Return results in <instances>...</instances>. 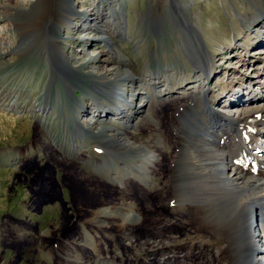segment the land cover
I'll list each match as a JSON object with an SVG mask.
<instances>
[{"label": "rangeland", "instance_id": "rangeland-1", "mask_svg": "<svg viewBox=\"0 0 264 264\" xmlns=\"http://www.w3.org/2000/svg\"><path fill=\"white\" fill-rule=\"evenodd\" d=\"M2 1L15 4L17 0H0V5ZM30 1L24 9L11 6L7 13L0 10V35L5 36V28L11 25L18 36L17 40L5 36L6 42H16L11 47L0 46L4 54L0 86H7L2 77L9 72L2 73V69L13 67L15 73L10 76H23L18 86L28 91L27 78L49 75L51 63L44 36L59 40L67 36L61 22L66 9L73 6L71 0ZM111 1L75 0L77 11L85 5L83 12ZM170 1L175 10L183 5L182 0H115L124 13L126 32L114 39L124 69L136 73L137 80L161 66L169 71L159 74V88L148 93L155 97L150 100L149 118L139 120L131 130L115 117L102 122V126L116 125L115 131L128 133L134 151L117 148L116 159L108 160L106 143L104 147L91 135L82 134L83 141L77 137L74 120L83 118L74 114L70 98L74 91L68 90V82H72L74 94L93 106L90 96L97 99L98 93L115 92L125 70L114 72L106 89L100 79L95 84L96 79L86 73L54 71L59 75L53 100L41 120L36 115L21 117L0 109V264H199L215 260L218 250L229 243L244 249L240 239L247 227L234 208L244 196L243 189L229 188L218 175L204 171L193 159L198 143L179 136L176 129L180 131L187 119L196 126L203 117L209 119L208 113L203 116L204 105L184 109L193 93L205 90L216 112H235L243 105L263 108L262 118H252L248 125L253 129H245L237 143L252 156L264 151V0H196L188 5V13H194L188 15L189 29L173 20ZM133 25L137 36L130 37L127 31ZM191 39L200 46L202 60L192 53ZM99 42L91 44V49L110 55ZM83 44L68 51L65 60L71 68H76L73 63L84 54L80 50ZM74 51L78 54L71 57ZM184 73L191 79L182 81ZM201 83L204 88L193 87ZM158 92L164 96L161 100H156ZM156 147L160 160L148 161ZM180 154L184 155L177 164ZM226 158L221 160L222 166L227 165ZM174 165L184 172L181 186L196 200L183 198L173 205L167 180ZM262 172H257L260 178H264ZM256 189L251 192L261 190ZM178 194L182 196V192ZM208 201L229 207L214 217L217 226L210 224L199 232L203 220L199 212ZM39 205L43 208L36 211ZM260 209L257 204L253 220L257 231ZM217 227L219 230L214 229ZM173 236L176 243H172ZM224 251H220L217 264H230ZM197 253L203 255L202 261Z\"/></svg>", "mask_w": 264, "mask_h": 264}, {"label": "bare ground", "instance_id": "bare-ground-1", "mask_svg": "<svg viewBox=\"0 0 264 264\" xmlns=\"http://www.w3.org/2000/svg\"><path fill=\"white\" fill-rule=\"evenodd\" d=\"M100 1L102 2L103 0ZM27 2L30 4L32 1L17 0L15 4L5 3L2 1L0 10L5 9L7 13L9 12L7 9L10 10L11 6L16 9H24L26 8ZM101 2L98 3L97 9L88 6L89 8L85 12L82 11L84 10L85 5H83V9L81 11H77V13L76 11L74 12L73 7H71L70 10L69 8L66 9L67 13L65 15V19L61 22V25L62 31L65 29L68 31L67 36L62 40L57 38L55 39L50 34L44 36L43 38L48 50L49 63H51L49 75H45V77L37 76L30 80L27 78L26 87L29 88L28 91H25L23 86H18L19 80H21L23 76H20L21 78H18V76V79L10 76L15 73L13 71V67H4L2 69V73L6 70H9V72H6L2 77L5 79L4 83H7V86H0L1 110L7 111L11 114H19L21 117L35 118L37 116L41 120V117L46 115L50 108L51 101L53 100L52 91L55 85V78L57 79V76L59 75L55 74L54 71L57 73L59 71H63V73L71 72L73 74L86 73L96 79L95 84H98L100 79L103 83V88L106 89V87L112 82L110 77L113 76V73H120L125 70L123 67L124 62L122 63L118 61V57H122V53L119 48L115 47L116 45L114 43L115 36H123L126 32L122 22L124 13L122 8H118L115 0L108 4ZM195 2L196 0H190V2L182 0L183 5L181 7L178 6V9L175 10V8L171 7L172 4L170 1L169 4L173 20L182 25V27H190V24L187 23L188 15L190 13H194H188L187 10L188 5H194ZM90 11L91 13L94 11L92 19L89 20L90 17H88L86 21L83 20L82 17H86ZM101 23L106 25L102 26ZM136 29L137 27L133 25L131 30L127 31V34L130 33V37L137 36ZM14 30L15 28H11V25H9L8 28H5V36L17 40L18 36ZM5 36L0 35V46L6 44V46L11 47L16 40L12 39V43L6 42L7 38ZM97 41H100L99 43L101 47H105L110 51V55L108 53H105L104 55L102 51L91 49V44ZM192 41L193 42L189 44L191 48H195L192 53L199 56L200 60H202L200 57L201 53L199 52L201 51V49H199L200 46L198 47V45H196L195 40ZM112 43H114V46ZM76 44H83L82 49L80 50H82L84 54L80 56L78 61L73 63L76 65V68H71L70 63L65 59L69 54L68 51L72 50ZM125 45L126 44L124 43L123 46ZM87 51L91 52L90 57H86L88 55ZM77 54V51H74L71 57ZM3 55V52L0 50V65H2L1 62L4 59ZM172 71L177 72V69L173 68ZM161 72L166 74L169 71H166L161 66L159 69L156 68V70H148L142 76L141 80H139L140 78L137 80V74H134L130 68H127L124 74H122L125 77L123 78L119 76V88L115 92L111 94H106L105 92H101L100 94L98 93L97 96L100 95V97L97 99L93 98L96 96L89 95L95 103L93 106L90 104V107L87 104V100L84 101V99L78 98L76 93L74 94V84L72 82H68V90L71 92L74 91L70 96L74 114L83 118V121H80L77 117H75L74 122L76 125L73 122L75 125L74 130L76 136L82 138L83 141L85 135L88 137L91 135L95 140L104 143V147L106 143V150L108 149L110 151L109 155H106L107 157L105 156L108 160H111L112 158L116 159L114 154L117 153V148L125 151L127 149L134 151L131 143L132 138L128 137V133L126 134L125 131H115L113 128H115L116 125H114V127H108L107 125L102 126V122L115 117L126 125V129L131 130L134 127V124L138 123L139 120L143 121L145 118H149L148 109L150 107V100L154 101L155 97L150 98L151 95L149 96L148 93H151V91L159 88L158 84L162 82V78L160 77L161 75L159 76ZM20 74L23 75V73L19 72V75ZM182 79V81H188L191 78H188L187 73H184ZM197 86L198 85L193 87L204 88L205 85L201 83L199 87ZM11 89L15 91L16 94H14V92H10ZM33 93H35V96ZM158 93L159 94H157L156 100H161L164 96L162 93ZM207 97L208 91L205 90L193 93L184 109L190 110L192 107H196L197 104L204 105L205 111L203 112V116L208 113L209 119L207 120L203 117L199 126L194 125L189 119H187L186 123L181 124L182 127L180 131L176 129V133L179 136L188 137L190 141L193 138V141L198 143V145L194 146L196 155L193 156V159L197 161L196 163L199 164L204 171H210V174L212 173V175L214 174L215 176L218 175L219 181L225 182L224 184H226L229 188L243 189L244 196L241 195L242 197L237 199V203L234 204V208L237 211V217L245 221L247 232L240 239L244 249H235L234 245L229 243L227 246L218 250L215 260L211 259L209 262H206V260L202 261L201 257L203 255H201V253H197L196 257L202 261L199 262V264H217L220 260V251L225 250L224 252L227 254L226 258L230 264H237L245 261H247L246 264H264V178H260L257 173L258 171L264 172V151H262V153H257V156H252V154L245 152V149L237 143L239 137L246 134L245 129H248L251 126L248 125V123L253 121L252 118H262L261 113L263 108H252L248 105H243L236 107L235 112H216L214 111L212 104L208 102ZM148 98L149 100H147ZM95 125L97 127H95ZM159 125L160 124H158L157 127ZM250 129H253V126H251ZM224 130L226 133H223ZM82 134L85 135L82 136ZM226 135L230 137H226ZM230 140L232 141L231 143H229ZM116 143H118L117 147L114 146ZM177 147L181 148V145L178 144ZM249 150L251 151L252 149ZM183 155L180 154L176 156L177 160L175 163L179 164ZM239 155L242 156V158L238 157ZM226 156L228 158H226ZM160 157L159 150L156 147L152 150L151 156H149L147 160L157 162L160 160ZM176 157H171V160H175ZM223 158H226V161L228 160L226 166L221 165V160ZM97 163L102 164L103 162L98 161ZM175 165L171 168L170 179L168 178L167 180V183L169 184L168 187H170L173 194V205H175V203H181L180 201L183 198L193 201L195 196L188 193V189H186V187H182L180 184V176L183 175L184 172L181 171L179 166L175 167ZM256 188L261 190L258 193L251 192ZM178 192H182V196H180ZM257 204L261 205L259 213L260 230L258 231L254 230L253 226V220L255 219V206ZM228 207L222 204H217L214 201L204 203L199 212L202 214L203 220L201 221V226L198 231H205L207 225L210 224L217 226V224L214 223V217L227 210ZM247 215L250 217L247 218ZM246 220H248L250 224L246 222ZM218 227H220L222 232L227 234L226 229L222 226ZM218 227L214 229L219 230ZM257 235L260 239H257ZM172 238V243H176V237L173 236ZM174 250L178 249L174 246ZM185 257L188 259L190 254L185 255Z\"/></svg>", "mask_w": 264, "mask_h": 264}, {"label": "water", "instance_id": "water-1", "mask_svg": "<svg viewBox=\"0 0 264 264\" xmlns=\"http://www.w3.org/2000/svg\"><path fill=\"white\" fill-rule=\"evenodd\" d=\"M72 4H73V6H74V8H73V10H74V12L76 11V13H77V4H76V2H75V0H71V6H72ZM72 6V7H73ZM92 13H94V11L92 12ZM92 13H91V11L87 14V16L86 17H82L83 18V20H87L88 19V17H90L89 18V20H91L92 19Z\"/></svg>", "mask_w": 264, "mask_h": 264}, {"label": "flooded vegetation", "instance_id": "flooded-vegetation-1", "mask_svg": "<svg viewBox=\"0 0 264 264\" xmlns=\"http://www.w3.org/2000/svg\"><path fill=\"white\" fill-rule=\"evenodd\" d=\"M39 206H40V207H39ZM39 206H36V207H38V209H35L36 211H40V209L43 208L41 205H39Z\"/></svg>", "mask_w": 264, "mask_h": 264}]
</instances>
